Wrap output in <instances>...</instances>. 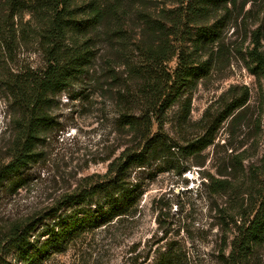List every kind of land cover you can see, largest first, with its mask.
<instances>
[{
  "label": "rangeland",
  "instance_id": "1",
  "mask_svg": "<svg viewBox=\"0 0 264 264\" xmlns=\"http://www.w3.org/2000/svg\"><path fill=\"white\" fill-rule=\"evenodd\" d=\"M38 6L44 7L41 2ZM262 8V0H237L222 39L206 55L209 69L188 87L189 123L181 124L178 104L167 115L164 131L171 143L186 144L248 91V102L221 124L215 142L190 158L173 147L167 156L136 168L132 176L140 182L142 195L135 217L95 228L45 264H151L157 251L170 243L181 248L183 264H225L221 253L229 254L235 222L253 213L264 195V69L249 55L256 30L264 52ZM9 14L7 0H0V169L10 160L13 139L4 81L11 72L45 64L34 13L25 11L13 20ZM43 16L38 14L37 22ZM105 51L90 77L56 97L53 114L58 123L46 132L39 160L20 172L22 185L10 189V177L0 185V240L13 222L54 205L84 177L104 173L107 158L126 146L129 136L118 123L115 98L102 88L106 78L101 77L105 65L100 56ZM175 65L173 61L169 67ZM204 116L206 122L201 123ZM209 176L228 181L226 189L208 184ZM0 264L21 262L8 249H0ZM245 264H264V243Z\"/></svg>",
  "mask_w": 264,
  "mask_h": 264
},
{
  "label": "trees",
  "instance_id": "2",
  "mask_svg": "<svg viewBox=\"0 0 264 264\" xmlns=\"http://www.w3.org/2000/svg\"><path fill=\"white\" fill-rule=\"evenodd\" d=\"M36 1L7 0L12 20L25 11L34 13L45 64L11 72L4 81L10 95L13 139L10 160L0 169V185L8 177L10 189L22 185L25 177L20 172L39 160L46 132L58 123L53 114L56 97L92 75L104 48L102 88L115 98L118 123L129 138L118 155L107 158L104 173L84 177L54 205L10 225L0 249H8L21 264H45L95 228L134 218L142 191L133 171L167 156L173 147L185 158L199 155L215 142L221 124L234 118L249 99L245 91L220 118L204 126L202 135L186 144H172L164 131L175 104L181 108V124L189 123L188 87L209 69L210 55H206L222 39L237 0H43V8ZM262 6L264 15V0ZM259 34L254 32L249 55L264 69ZM173 61L176 65L171 68ZM120 67L124 68L121 73ZM207 182L218 183L224 191L228 181L209 176ZM234 227L237 233L229 254L221 253L222 260L245 264L264 243V195L257 209L243 214ZM182 255L181 248L170 243L157 251L151 264H183Z\"/></svg>",
  "mask_w": 264,
  "mask_h": 264
}]
</instances>
